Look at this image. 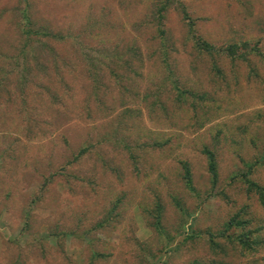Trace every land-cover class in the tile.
I'll return each mask as SVG.
<instances>
[{
	"label": "rangeland",
	"instance_id": "374dc122",
	"mask_svg": "<svg viewBox=\"0 0 264 264\" xmlns=\"http://www.w3.org/2000/svg\"><path fill=\"white\" fill-rule=\"evenodd\" d=\"M262 55L264 0H0V264H264Z\"/></svg>",
	"mask_w": 264,
	"mask_h": 264
},
{
	"label": "trees",
	"instance_id": "16d2710c",
	"mask_svg": "<svg viewBox=\"0 0 264 264\" xmlns=\"http://www.w3.org/2000/svg\"><path fill=\"white\" fill-rule=\"evenodd\" d=\"M166 1H168V0H166ZM166 6H167V4L165 2H161V4H159V6L157 7L156 10L158 11V15H157L158 22H160V20L162 18L161 12L166 9ZM182 12H183V15H184L185 20H187L189 36L192 39L195 48L199 52H205L208 55L213 56V52L215 51V47L211 43L207 42L205 39H203L201 36H199L196 33V30H195V27H194V21L191 19L190 15H188L187 11L184 8H182ZM27 16L28 15L25 12V18H26L27 21H26V24L24 26H22V29L21 30H22V33L27 38V40L29 41L31 39V33H32V31L33 32H36V31L33 30V27L30 24L29 18ZM158 30H159V33L160 34H163V32H164L163 29H161L159 27ZM26 44H29V42H27ZM237 49H238V46L236 44H229L224 49V52L229 57H231L232 59H235V58L244 59L246 57V53H237ZM22 50L23 51H20V55L19 56H21L22 58L26 59L28 54L26 53L25 49H22ZM251 51L261 54L258 51L257 47H253L251 49ZM262 56H263V59H264V55H262ZM213 67L216 69V66H215V63L214 62H213ZM217 70H219L218 67H217ZM163 143H165V141ZM163 143L162 142L155 141V142H153V143H151L149 145L150 146H153V147H160L161 145H163ZM81 150H84V149H81ZM202 152L207 157L208 170H209V172L211 174L212 181H214L216 179V162H215V159H214V153L208 147H203L202 148ZM180 163L182 164V169H183L182 178L185 181V186L189 190H192L193 187H192V181H191V170H190V167H189L187 161H181ZM247 184H250L251 187L256 188L259 192L260 191H264V187L259 186L258 184H256L255 182H253L251 180H248L247 181ZM176 204L179 205L178 201H176ZM158 207H160V205H158L157 208ZM232 221H234V223ZM228 224L229 225H234V224H240V222L237 219H234V217H233V218H230L229 219V223ZM155 227H156V231L155 232H157L156 235H159V233H160L159 236L164 240L163 236H161V235L164 234L165 229L160 225L159 221L156 222ZM184 228L185 227L183 226L182 229H181V231L183 233H184ZM178 233L179 232L177 231L176 234H178ZM61 234L63 236L64 235V232H62ZM200 234H202V231L200 232L199 229H195V227H193V224L190 223V226L188 228L187 235H185L182 240H187V241L189 240V241H193V243H194V240H196L198 238V236H200ZM206 234L208 236L209 247L211 245H214V244H215L214 246H217V243H215L213 241V237L210 234L209 230L206 231ZM220 235H223V232H221ZM166 238L167 239H171L172 237H171L170 234L166 233ZM163 240H161V241H163ZM237 241L239 242V244L242 247V251L241 252L243 254L245 253L246 250L253 249V246H252L253 243L254 244H257V242L255 240L252 241V243L249 240H247V239L246 240L245 239H238ZM177 247H180V243L177 245ZM155 257H157V256L154 255L151 258L153 260H155ZM204 259H205V257H199V258H196V259L191 260L189 264H212V262H213V261H209V260H206V259L204 260ZM165 262H164V264H165ZM150 264H156V262L154 261V262H151Z\"/></svg>",
	"mask_w": 264,
	"mask_h": 264
}]
</instances>
